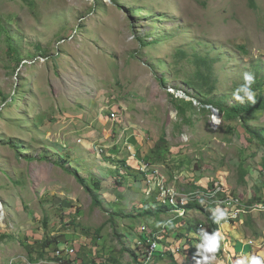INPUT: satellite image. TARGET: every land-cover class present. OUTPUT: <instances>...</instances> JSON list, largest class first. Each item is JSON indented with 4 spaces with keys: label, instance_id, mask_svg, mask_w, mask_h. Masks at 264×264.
I'll return each mask as SVG.
<instances>
[{
    "label": "rangeland",
    "instance_id": "obj_1",
    "mask_svg": "<svg viewBox=\"0 0 264 264\" xmlns=\"http://www.w3.org/2000/svg\"><path fill=\"white\" fill-rule=\"evenodd\" d=\"M194 56L211 63L215 98L238 102L243 74L264 62V0H0V264H65L53 257L63 246L95 264H139L140 227L163 225L150 264L196 255L199 211L142 215L161 201L145 164L178 197L216 183L242 206L264 203L242 179L248 158L261 155L264 169V148L193 96ZM172 91L196 100L183 116ZM245 121L264 127V111ZM223 223L238 246L235 222ZM185 238L196 251L181 248Z\"/></svg>",
    "mask_w": 264,
    "mask_h": 264
},
{
    "label": "trees",
    "instance_id": "obj_2",
    "mask_svg": "<svg viewBox=\"0 0 264 264\" xmlns=\"http://www.w3.org/2000/svg\"><path fill=\"white\" fill-rule=\"evenodd\" d=\"M184 56V54H182ZM193 64L195 68V79H189L186 82V86H188L189 89L194 91L193 94L194 97L199 99L200 102H203V105L205 106H211L214 109L218 111L219 114H222L224 116V119L234 120L237 119L241 122L242 128L244 129L245 133L249 136L248 141L249 143H253L255 141L258 145L264 148V127H255L251 126L246 123L245 116L251 115L258 111H264V62L261 61H255L251 69L253 71V74L255 76V83L253 84L254 90H256V103L252 104L249 103L247 100H244L241 104L240 102H235L231 105H227L223 102L222 98H215L214 92L216 90V81L213 75V70L211 63L206 60L205 58H201L199 56L192 57ZM161 83H163V80H161ZM191 96V97H193ZM175 105L180 114L183 116L186 111V106L193 107L194 105L190 101H184L183 99H175ZM204 107V106H203ZM223 119V120H224ZM164 151H167V148H163ZM161 153H159L160 155ZM158 155V154H157ZM42 158H45L42 156ZM58 164L63 167V165L58 162ZM66 171L73 172L76 181L83 186V188L86 190L87 193L90 194L91 202L94 206L101 207V201L99 200V194L94 192L90 187L87 185L86 180L84 178L80 177L75 169L72 167L66 168ZM246 172H242V179ZM93 187L98 191L97 187H99L98 183H94ZM261 202V201H260ZM176 208L169 207V206H161L155 204L154 208H144L142 215L145 216H156V214H163L165 212L174 210ZM184 210L190 211V210H197L199 211L205 218L207 231L209 235H212L215 232L219 233L218 236V243L219 248L216 253L220 254L222 253V238H221V232L218 228V219L216 216L212 215V213L208 210H205V208L201 207L197 203H187L184 206ZM116 212H111L109 218H113ZM118 215V214H116ZM112 216V217H111ZM112 225V223H110ZM112 230H115V227L112 225ZM185 242V243H184ZM183 244H181V248L183 249H192L196 251V249L193 246V243L195 240L193 239H184ZM56 244L55 240H51L50 244L47 245L45 243L44 249L48 248L51 245ZM193 253V252H191ZM189 253H185L187 256H189V259L192 263H197L199 261L195 254L194 256H190ZM131 254L133 255L132 260H137V254L132 250ZM171 261L173 264L175 263L174 255L172 256L170 254ZM199 264H207L206 261H199Z\"/></svg>",
    "mask_w": 264,
    "mask_h": 264
},
{
    "label": "built area",
    "instance_id": "obj_3",
    "mask_svg": "<svg viewBox=\"0 0 264 264\" xmlns=\"http://www.w3.org/2000/svg\"><path fill=\"white\" fill-rule=\"evenodd\" d=\"M172 94L175 98L190 101L192 102V104L194 103L193 105H195L196 100L191 96H189L191 98L186 99L187 96L184 93L175 94L172 91ZM205 107L209 109L212 120L216 119V122L219 123L220 117L218 111L211 106ZM111 117L115 119V115L112 114ZM141 169L146 172V176L148 177L147 183L152 187H158L161 200L159 204L162 206L176 208L172 210V212L177 213L179 216H183V214L185 213L184 206L187 203L192 202L199 204L201 207L205 208V210L210 211L214 216H216V214L214 213V209L217 207H219L221 211L229 213V215L224 219H219V222H222L225 219L228 223L237 222L242 218L243 215H247L252 212L264 211V203L257 202L253 206H242L238 198H233L227 195V193L224 192L223 189L219 187V185H216V183L206 188L205 190L192 191L187 194L188 197H178V194L177 192L175 193L174 188L165 184L164 177L158 174L157 169L149 170L147 164L142 165ZM150 191L151 189H148L146 195H148ZM219 197L223 198L219 199ZM165 227L166 226L163 225L158 232H146L145 226L140 227L141 233L145 232V235L143 237H140L137 242L138 246H142L144 243V245L141 247L142 250L138 255L139 264H150L157 253L159 244L158 242L161 236L160 233L164 231ZM203 227V225H199L200 229ZM75 252L76 250L73 247L67 246L62 250H56L53 254V257L61 259L63 262H65V264H95L91 261L80 260L79 258L75 257Z\"/></svg>",
    "mask_w": 264,
    "mask_h": 264
},
{
    "label": "crops",
    "instance_id": "obj_4",
    "mask_svg": "<svg viewBox=\"0 0 264 264\" xmlns=\"http://www.w3.org/2000/svg\"><path fill=\"white\" fill-rule=\"evenodd\" d=\"M260 156L261 155L258 154L256 157L248 158L249 160L248 167L251 166L249 167L250 173L247 172V174H245L243 178L245 182V187L248 188L249 191L253 190V192L256 193L258 189V191H260L261 195L263 196L264 194V169L260 165L262 161ZM243 167L245 171H247V168L244 165ZM260 175H262L263 177L262 182L260 180L261 179ZM249 177H250L251 182H248ZM259 201H262V199H260ZM243 219L244 220H241L238 223L235 222L232 225L230 224L231 226L227 229V231H236V233L234 234L237 237L238 246H234L233 240L228 238L227 235L225 236L223 234L222 237H225V241H223L222 243L224 244L223 250H222L223 253L222 254L216 253V257L218 258V261H223L224 264H236L237 261L244 260L245 264H249V260L252 256L258 255L260 252L264 251V214L252 213L250 217L243 218ZM202 241L203 239L201 240L200 245ZM200 245L196 246L198 248L197 255H198V260L203 262L204 260L203 257L205 256L203 252L204 249L200 247ZM158 248L160 249L161 246L159 245ZM184 256H187V255L184 254ZM75 257L79 258L82 261H87L86 257L84 258L82 255L77 254V251L75 252ZM87 257H89V259L91 258L89 254L87 255ZM51 263L54 264L53 262ZM177 263L178 264H197V263H192L189 257H188V260H184L183 258H181L180 262H177ZM262 264H264V262H262Z\"/></svg>",
    "mask_w": 264,
    "mask_h": 264
},
{
    "label": "clouds",
    "instance_id": "obj_5",
    "mask_svg": "<svg viewBox=\"0 0 264 264\" xmlns=\"http://www.w3.org/2000/svg\"><path fill=\"white\" fill-rule=\"evenodd\" d=\"M243 79H244L245 83L243 86L234 90V92L232 93L233 99L242 104L244 99L247 98V101L249 103L255 104L256 103V93L251 88V85H253L255 83V76L251 72H245L243 74ZM201 203H202V201H201ZM170 212H172V210ZM214 213L216 214V218L218 219V226H221L222 222H224L223 225L225 223H228L226 219L223 220L222 222H219V219H224L226 216L229 215V213H227L225 211H221L219 207L214 209ZM228 224H230V223H228ZM206 230H207V226H204V231H206ZM200 231L202 232L201 229H200ZM204 231L202 232V235L200 236L201 238L203 237L204 243L202 245H200V247H202L204 249V251L207 253H216L218 248H219V243H218L219 233L215 232L212 235H208V234L204 233ZM219 231H220V228H219ZM222 236H223V233L221 232V238H222V243H223V241H225V237H222ZM158 243H159L158 244V247H159L160 242H158ZM223 246H224V244H222V250H223ZM158 251H159V248L157 249L156 255L158 254ZM222 253H223V251H222ZM222 253H220V254H222ZM138 255L139 254H137V258H138ZM196 257H197V254H196ZM197 259H198V257H197ZM203 259H204L203 261H206V262L207 261H209V262L214 261L215 264H224L223 261H218V258L215 255H213L211 257L204 256ZM262 262H264V251L260 252L258 255L252 256L249 260V264H262ZM197 264H199V261H197ZM236 264H245V261L239 260L236 262Z\"/></svg>",
    "mask_w": 264,
    "mask_h": 264
}]
</instances>
